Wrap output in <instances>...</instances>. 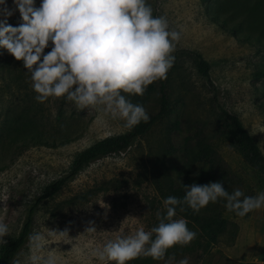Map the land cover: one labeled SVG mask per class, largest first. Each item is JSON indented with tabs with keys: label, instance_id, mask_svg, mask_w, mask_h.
<instances>
[{
	"label": "rangeland",
	"instance_id": "374dc122",
	"mask_svg": "<svg viewBox=\"0 0 264 264\" xmlns=\"http://www.w3.org/2000/svg\"><path fill=\"white\" fill-rule=\"evenodd\" d=\"M149 3L155 15H166L172 27L183 28L167 81L174 110L128 149L89 164L52 198L37 204L31 232L68 229L69 236L50 241L58 264H105L91 255L94 248L119 232L131 233L140 225L149 230L158 223L157 212L165 209L151 173L164 157L169 125L174 117L184 129L198 124L213 131L217 124L212 86L197 71L194 52L210 64L219 104L239 117L264 154V0ZM8 4L12 6L11 0ZM19 22L18 12L9 18L12 25ZM26 71L21 61L0 53V221L10 229L6 240L18 233L43 187L63 175L78 153L130 129L96 108L77 109L63 98L36 102ZM216 144L220 157L238 176L237 188L253 195L264 191V174L248 165L240 150L228 140ZM222 215L230 225L215 244L206 246L202 233L187 221L197 238L170 248L164 259L150 264H177L184 257L189 264H262L264 209L245 217L228 211ZM89 221L95 222L97 232H85ZM29 251L27 240L11 264H28Z\"/></svg>",
	"mask_w": 264,
	"mask_h": 264
},
{
	"label": "clouds",
	"instance_id": "9594fccd",
	"mask_svg": "<svg viewBox=\"0 0 264 264\" xmlns=\"http://www.w3.org/2000/svg\"><path fill=\"white\" fill-rule=\"evenodd\" d=\"M0 0V53L21 61L30 74L34 100L45 103L63 98L77 109L96 108L111 119L133 128L147 123L150 115L131 96H143L149 85L168 78L174 55L183 37L182 27H172L166 15H155L149 0ZM19 13L20 22L9 23ZM195 175H198L195 174ZM182 183V182H181ZM184 185V184H183ZM182 198L169 195L165 211L157 212L158 223L145 230L119 232L92 250L105 264H129L140 257L164 259L174 246H185L197 238L177 208L186 205L199 212L210 203L225 202L239 217L264 209V191L246 195L239 188L229 192L222 181L184 185ZM35 230L28 236V264H58L57 236L68 229ZM85 232H97L94 221ZM10 229L0 221V246ZM13 264H20L15 260ZM177 264H189L181 258Z\"/></svg>",
	"mask_w": 264,
	"mask_h": 264
},
{
	"label": "trees",
	"instance_id": "16d2710c",
	"mask_svg": "<svg viewBox=\"0 0 264 264\" xmlns=\"http://www.w3.org/2000/svg\"><path fill=\"white\" fill-rule=\"evenodd\" d=\"M193 55L197 71L212 86L211 104L216 112L217 124L212 129L213 131H204L198 124L187 126L184 129L180 119L174 117L168 127L171 137L168 138L164 147V157L160 160L159 169H152L151 173V183L161 201L169 195L182 198L185 192L184 185L193 182L202 185L222 181L229 192L237 188L238 176L232 172L216 150V143L221 140H228L232 146L242 152L243 159L248 165L264 174V154L252 136L247 133L239 117L219 104L216 89L210 79L208 61L198 52H194ZM167 81L168 78L156 81L148 86L143 96L133 95L130 97L133 103H141L147 109L150 115V120L147 123L141 122L128 131L109 135L93 142L76 155L69 169L63 175L43 187L41 194L29 208L26 220L18 233L8 238L6 245L0 246V264H11L18 251L28 240L34 209L38 203L52 198L64 184L74 179L89 164L125 151L136 139L145 136L156 123L172 114L174 109L167 92ZM197 173L198 175H195ZM245 194L253 195L252 192H245ZM224 204L223 200H219L216 203H210L199 212H194L185 205L183 211L179 207L177 208V216L185 218L202 233L206 246L212 245L218 241V237L230 225L228 219L222 215L224 211H228ZM151 260V257L143 256L129 264H150ZM262 264H264V260Z\"/></svg>",
	"mask_w": 264,
	"mask_h": 264
}]
</instances>
